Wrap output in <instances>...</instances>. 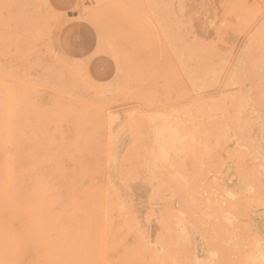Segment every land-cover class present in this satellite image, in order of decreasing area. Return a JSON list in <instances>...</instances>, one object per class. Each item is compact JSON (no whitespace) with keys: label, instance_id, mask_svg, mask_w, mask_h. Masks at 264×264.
<instances>
[{"label":"rangeland","instance_id":"rangeland-1","mask_svg":"<svg viewBox=\"0 0 264 264\" xmlns=\"http://www.w3.org/2000/svg\"><path fill=\"white\" fill-rule=\"evenodd\" d=\"M0 264H264V0H0Z\"/></svg>","mask_w":264,"mask_h":264},{"label":"bare ground","instance_id":"bare-ground-1","mask_svg":"<svg viewBox=\"0 0 264 264\" xmlns=\"http://www.w3.org/2000/svg\"><path fill=\"white\" fill-rule=\"evenodd\" d=\"M4 138H5V137H4ZM147 184H148V183H147ZM71 190H72V188H71ZM121 205H122V204H121ZM121 205H120V206H121ZM110 239H111V238H110ZM108 240H109V239H108ZM113 250H114V249H113ZM121 259H123V258H121ZM120 262H121V261H120ZM121 263H122V262H121Z\"/></svg>","mask_w":264,"mask_h":264}]
</instances>
